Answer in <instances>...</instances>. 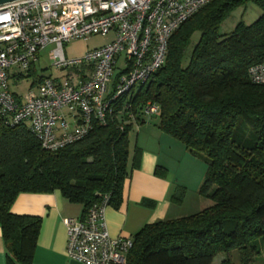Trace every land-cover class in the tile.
<instances>
[{"label": "trees", "instance_id": "trees-1", "mask_svg": "<svg viewBox=\"0 0 264 264\" xmlns=\"http://www.w3.org/2000/svg\"><path fill=\"white\" fill-rule=\"evenodd\" d=\"M247 4L261 10L257 20L239 22L221 35V23ZM195 33L199 38L184 62ZM260 63L264 0H214L171 34L161 68L85 138L47 151L27 124L11 125L0 114V232L9 252L6 264L32 263L41 224L40 218L10 212L18 195L58 192L81 206L82 216L103 196L109 197L108 206H120L129 134L146 122L148 103L158 107L157 128L205 163L198 193L212 205L142 227L132 237L126 264H213L218 255L225 257L215 264H234L233 252L239 264H254L262 251L257 240L264 239V85L251 83L248 69Z\"/></svg>", "mask_w": 264, "mask_h": 264}, {"label": "built area", "instance_id": "built-area-1", "mask_svg": "<svg viewBox=\"0 0 264 264\" xmlns=\"http://www.w3.org/2000/svg\"><path fill=\"white\" fill-rule=\"evenodd\" d=\"M214 0H17L0 6V114L6 123H25L47 151L85 138L94 124L105 125L115 105L127 100L164 64L171 34ZM113 35L111 43L68 58L65 45L93 35ZM49 48L51 65L66 74L40 77L22 98L10 79L34 68ZM125 68L113 81L117 61ZM248 79L264 85V63L248 69ZM145 116L158 107L146 104ZM133 122L131 114L127 116ZM138 126L134 125V128ZM108 196L80 218H64L65 255L81 264H126L131 238L108 233Z\"/></svg>", "mask_w": 264, "mask_h": 264}, {"label": "crops", "instance_id": "crops-1", "mask_svg": "<svg viewBox=\"0 0 264 264\" xmlns=\"http://www.w3.org/2000/svg\"><path fill=\"white\" fill-rule=\"evenodd\" d=\"M156 115L146 116V122L133 129V144L129 140L122 203L105 209L106 227L113 238L132 239L147 224L184 218L207 205L198 193L204 177L194 162L199 159L157 128ZM10 212L41 220L31 264H81L65 255L62 223L64 218H80L81 206L69 203L58 192L24 193L17 196ZM8 254L0 232V264H6Z\"/></svg>", "mask_w": 264, "mask_h": 264}, {"label": "rangeland", "instance_id": "rangeland-1", "mask_svg": "<svg viewBox=\"0 0 264 264\" xmlns=\"http://www.w3.org/2000/svg\"><path fill=\"white\" fill-rule=\"evenodd\" d=\"M260 15H261V10L257 6H255L254 4H247L244 7L236 8L221 23V25L219 27V33L221 35L229 34L230 32H232L234 30L235 26L239 22H243L246 25H250L255 20H257V18ZM198 38H199V33H195L192 36L190 45L186 49L184 62H186L188 60L189 53H190L193 45L197 42ZM112 40H113L112 34H109L107 36L93 35V36L88 37L85 41L71 42V43L65 45V52H66V55L68 58L80 57V56H83L87 51L97 49V48L103 47V46L111 43ZM48 51H49V48H46L43 51H41V53H39L38 60L35 62V65H34V70H35L34 73H29L28 71H23V75L21 78H19V79H13L12 78L9 80V89L11 92L15 93L16 95H18L22 98H25V96L27 95V92L33 88L32 84L34 82H37L40 77L59 78V77L66 74V71H61L57 68L52 67L51 61L49 60V57H48ZM124 68H125L124 59L121 57L117 61L114 77H113L110 85H112L113 81L115 80V78L118 74V71L123 70ZM134 136H135L134 131L130 132V135H129L130 144H133ZM194 162L196 163V165L198 167L197 168L195 166L199 171V175L201 173L203 176L205 174V171H206L205 163L201 160L194 161ZM197 169H196V171H197ZM203 171H204V173H202ZM196 174H197V172H196ZM196 178H198V177H196ZM200 181L202 183L203 178H202V180L200 179ZM201 201H203V203H207V205H205V207H204V205H201L198 210L202 211L203 209L212 205V202L207 200V199L202 198ZM257 245L261 248L262 251H261V254L259 255V257L256 259V262H254V264H264V239H258ZM224 257L225 256H223V255H218L217 257H215L213 264H215V262L220 263V261L223 260ZM230 257H231L234 264H239V258H238L237 252L231 253ZM218 263H216V264H218Z\"/></svg>", "mask_w": 264, "mask_h": 264}, {"label": "water", "instance_id": "water-1", "mask_svg": "<svg viewBox=\"0 0 264 264\" xmlns=\"http://www.w3.org/2000/svg\"><path fill=\"white\" fill-rule=\"evenodd\" d=\"M14 1H17V0H0V6L10 3V2H14Z\"/></svg>", "mask_w": 264, "mask_h": 264}]
</instances>
